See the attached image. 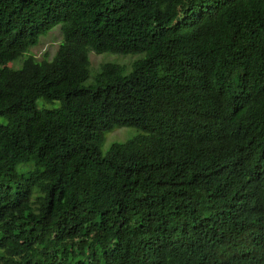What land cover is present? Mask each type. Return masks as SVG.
<instances>
[{"label": "trees", "instance_id": "1", "mask_svg": "<svg viewBox=\"0 0 264 264\" xmlns=\"http://www.w3.org/2000/svg\"><path fill=\"white\" fill-rule=\"evenodd\" d=\"M0 117V264H264V0H0Z\"/></svg>", "mask_w": 264, "mask_h": 264}, {"label": "rangeland", "instance_id": "2", "mask_svg": "<svg viewBox=\"0 0 264 264\" xmlns=\"http://www.w3.org/2000/svg\"><path fill=\"white\" fill-rule=\"evenodd\" d=\"M63 39L62 32L60 30V26L54 27V29L48 34V36L43 37L41 39V42L39 45L34 47L31 50V53L35 55L37 58L42 59L45 53L49 54V59L52 58L55 53L57 52L60 43ZM141 56V54H128V55H122V54H113V53H103V54H97L95 52H90V58H91V72L92 75L95 74V71L93 69H96L99 64L103 61H114L119 62L124 60L129 61L131 59V62L134 59H137ZM20 61L14 62L11 64V67H19ZM44 100H38V106L39 108L44 107ZM59 102L55 101L52 104H48L47 108H57L59 107ZM2 119V117H0ZM5 121V120H4ZM140 133H143L140 129L136 127H119L114 128L111 131L106 132L105 134V140L103 144L101 145V152L103 154H106L111 146L115 143H125L129 141L130 139H133L134 137L138 136Z\"/></svg>", "mask_w": 264, "mask_h": 264}]
</instances>
